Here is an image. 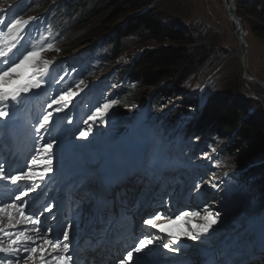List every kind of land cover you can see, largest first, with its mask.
Wrapping results in <instances>:
<instances>
[{"label": "rangeland", "instance_id": "374dc122", "mask_svg": "<svg viewBox=\"0 0 264 264\" xmlns=\"http://www.w3.org/2000/svg\"><path fill=\"white\" fill-rule=\"evenodd\" d=\"M84 1L83 5L86 6V10L89 12L94 10L98 14L87 29H82L86 26L84 22L87 17L83 10L80 12L75 11L77 7H72L75 3L74 0H51V3L59 2L70 11L73 18H68L71 23L68 38L73 43L90 38L97 28L104 26L102 22L110 16L107 8L109 4L104 0ZM120 1L124 3V8H130V0ZM251 1L235 0L237 14L243 19V31L248 45V76L245 73L244 51H242L244 45L241 44L242 42L237 33V25L232 22L223 0H146V3L139 10H125L124 15L117 24L119 29L99 39L107 48L109 60L107 62L108 68L104 71L110 72L108 70L111 68L121 70V72L122 70L125 71V67L145 49L156 48L165 43L155 40L153 35L145 28L128 35L130 23L138 17V13L154 11L165 25L171 27L173 34L180 39L184 37L190 40L185 45L189 48V60H193L192 64L186 63L179 67L176 75L170 81L171 83L169 82L166 85L171 86L172 91L161 95V101H159L154 89H142L149 101L153 102L156 98L158 99L156 102L157 112H161L160 115L165 112L169 114L177 105L175 108L177 110L171 113V116L174 117L177 112L187 110L192 112L190 114L192 117L193 114L197 115L201 112L199 103L202 97L205 95L206 101L207 97L210 96L208 94L216 93V95L226 98L230 105L239 107L243 111L246 110L247 113L243 112L244 118L248 119L251 116L248 112L250 109V112L254 109L260 110V116L264 117V86L262 85L264 83V0H261L262 6L252 7L255 8L254 10L249 8ZM3 2H12V0H0V4ZM120 28L128 31L124 36H121L122 40L119 41L120 46L118 45L117 48L111 42L118 37L117 33ZM177 37H169V43ZM65 42H62L59 45V50L54 52L57 59H60L58 57L60 52L58 51L64 52L65 50ZM89 46L91 44H83L77 49L76 53ZM84 50L82 49V51ZM110 55L114 58H111ZM48 56H54V54H48ZM250 77L259 80L262 84L252 82ZM129 79H132L136 86L137 80L132 77ZM230 92H233L234 96ZM198 93H202V95ZM186 95L189 97H185ZM125 106L121 105L119 109L125 113V119L128 118V114H134V112L140 110L129 109L130 104L127 107ZM133 107L136 109L141 108ZM193 121L194 124L198 123L196 118ZM210 128L216 130L214 126H210L206 128V131H209ZM217 134L219 136L215 137H219L223 142L222 144L227 145L226 139L223 138L224 140H222L221 133ZM198 135H201V133H198ZM195 137H198L197 134ZM229 146L231 145L229 144ZM225 155L226 159L221 161V167L225 168L227 165L229 169L243 170L234 161L228 149L225 151ZM250 176L246 174V177L250 178ZM256 176L260 182L263 180L261 174H256ZM252 179L254 181L255 178ZM252 188L254 189L252 194L255 193V198L249 199V204L245 202L237 204V206H231L225 216L222 219L220 218L218 225L213 226L214 230H210L201 238H206V242H203L204 245H213L216 240L234 234L241 227L264 215V195L253 186Z\"/></svg>", "mask_w": 264, "mask_h": 264}, {"label": "trees", "instance_id": "16d2710c", "mask_svg": "<svg viewBox=\"0 0 264 264\" xmlns=\"http://www.w3.org/2000/svg\"><path fill=\"white\" fill-rule=\"evenodd\" d=\"M104 1L109 4L107 8L110 15L102 22L104 26L97 28L93 35L90 38H86V40H79L73 43L68 38L66 44H64V56L73 55L83 44H94L101 37L103 38L110 32L118 30L117 24L122 15H124L125 10H139L146 3V0H130V8H124V3L120 0ZM74 2L72 7H77L75 11L80 12L83 10L87 17V20L84 22L86 26L82 27V29H87L93 23V19L98 16L97 11L92 10L89 12L86 10V6L83 5L85 3L84 0H74ZM50 3L51 0H40L37 9L40 11ZM250 3L251 6L249 8L262 6L261 0H252ZM138 14V17L130 23L128 35L137 33L145 28L153 35L155 40L165 43L156 48L145 49L135 60L125 67V71L122 70L123 75H128L129 78L132 77L134 80H137L136 89L130 93L126 91L127 94L123 96V99L130 104V108L132 109H136L133 106H144L149 100L146 93L142 91L143 88L146 90L154 89L159 101H161V95L172 91L171 86L166 85L176 75L179 67L186 63H193V60H189V48L185 45L190 40L184 37L180 39L173 34L174 32L171 27L165 25L163 20L156 16L157 14L154 11ZM128 30L120 28L117 33L118 37L111 43L118 48V45L120 46L119 41L122 40L121 36H124ZM172 36L177 38H174L169 43L168 38ZM110 57L114 58L112 55ZM230 94L234 96L233 92H230ZM158 99L156 98L154 107L157 106L156 102ZM250 111L251 109L248 111L251 116L246 119L243 117V112H246V110L243 111L239 107L230 105L227 99L222 98L221 95H215L213 98L208 99V104L201 113L198 125L199 128L214 126L221 135L232 136L233 141L228 148L229 154L238 166L243 168L250 167L248 175L261 174L263 176V180L258 182V186L260 192L264 195V174H262L264 173V117L260 116V110L254 109L252 112ZM183 113V111L177 112L170 119V122L172 123L181 119Z\"/></svg>", "mask_w": 264, "mask_h": 264}, {"label": "snow or ice", "instance_id": "6c2138e0", "mask_svg": "<svg viewBox=\"0 0 264 264\" xmlns=\"http://www.w3.org/2000/svg\"><path fill=\"white\" fill-rule=\"evenodd\" d=\"M27 23L28 21L14 18L4 22L3 28L7 32L11 33L14 29L22 28ZM20 39H23V37L17 36L9 46L6 48H0V64L4 65V67L0 68V101H9L10 103L17 102L19 93H29L32 89H41V80L46 78L41 77V79H36L34 76H30L28 82L22 87H12V85L16 83V80H14L13 77H19L20 75L18 69L24 67L25 65L33 64L44 50L43 47H41L40 50H34L29 43L28 47L25 49L26 54L19 53L18 55L17 52H13V49L17 47V41ZM50 46L51 45H49V47ZM48 63L49 62H45V68ZM61 79H63V77H61ZM80 83H83V81H80ZM77 87H79V85H77ZM9 93L16 94L9 96ZM74 95L75 93L73 92L65 91L63 94H59L57 98L51 100L46 107L51 109L54 104H59L60 107H57L55 111L60 112L64 107V104L61 102L66 101L70 96ZM109 107L110 105L108 103L103 105L105 110ZM99 111L100 110L97 109V113H99ZM8 116L9 112L0 108V118H7ZM52 116L53 113L51 111L46 112L36 122V126L33 128L36 136H38L40 140L45 141L42 147L43 150L48 153H51L54 147V142L46 140L41 134V130L49 132L48 126L51 123ZM89 118L95 119V117ZM91 131V128H89L88 131H79V137L87 138L89 132ZM73 138L76 139V137ZM6 163L7 161L0 160V182H4L6 184L10 183L11 185L17 186L18 194L13 193L8 200L0 202V215L7 216L9 227L15 225L16 223L32 225L31 232L33 235H25L23 231L14 233L4 227H0V234H2L3 237V239H0V264H29V260H33V264H35L34 258L38 252L40 255L39 264H49V261L45 259L44 255L45 252L49 250L47 246H52L50 249L52 253H56L57 250H59V253L70 252L68 243L69 232H63L62 241L57 237L46 234L50 233V230L42 227L41 220L30 212L26 214V201L24 198L29 196V192L19 188L18 185L21 181H27L32 182L28 185V187H30L33 192L41 189L42 183H35V181L37 179L43 181L44 177L47 176L48 173L53 172V160L51 156H49V158L43 162L45 167L41 173L33 171L30 166L37 164V160L34 157L30 158V165L25 166L26 170L20 169L14 172L11 164H8L7 168L5 167ZM44 211L50 212L51 207L45 208ZM196 215H198V213ZM202 218L204 220V224L199 227L198 233H185V235H187L190 239L201 240L204 234L209 233L210 230H214L213 226L217 224L218 218H221V214L219 212L209 210ZM160 219L161 216L157 215L154 219H146L144 223L155 228L158 226L157 221ZM178 219H183V216ZM163 230L164 229H161V231ZM158 239L160 238H152L149 236L139 239L138 244L127 251L126 259H121L119 264H133L134 253H141L142 250L153 244L154 240ZM172 241L174 244L178 243L177 237L172 236ZM162 247L167 248L169 252L180 251L179 247H171L168 243H162ZM49 259L53 261V264H72L73 255L55 254L54 256L49 257Z\"/></svg>", "mask_w": 264, "mask_h": 264}, {"label": "water", "instance_id": "95a60500", "mask_svg": "<svg viewBox=\"0 0 264 264\" xmlns=\"http://www.w3.org/2000/svg\"><path fill=\"white\" fill-rule=\"evenodd\" d=\"M227 13L229 14V16H230L232 21H235L234 20L235 18H237L239 20L238 23H240V24H238L237 33H238V37H239L240 41L244 45V47L243 46L242 47L244 49V63H245V61H247V57H248V45H247V42L245 40V34H244V31H243V27H242L243 19L240 16H237L236 12L233 9L229 10V12H227ZM250 80L252 82H258V83L262 84L257 79H254V78L250 77ZM262 85L264 86V83Z\"/></svg>", "mask_w": 264, "mask_h": 264}, {"label": "bare ground", "instance_id": "6f19581e", "mask_svg": "<svg viewBox=\"0 0 264 264\" xmlns=\"http://www.w3.org/2000/svg\"><path fill=\"white\" fill-rule=\"evenodd\" d=\"M225 3V8H226V11L229 12V10L233 9L235 12H236V15L239 16L237 13V8H236V4H235V0H223ZM235 21H232L233 23H235V25H237L238 27V19L235 18L234 19ZM242 27H243V23H242ZM242 44V43H241ZM84 49V48H82ZM82 49L80 51H82ZM242 51H244V49H242ZM239 52V51H238ZM243 54V53H242ZM243 58H244V54H243ZM245 73L246 75L248 76V57H247V61H245ZM110 149V148H109ZM260 221H264V215H261V217H259ZM253 221H256V220H253ZM257 230H259L260 232H262L261 228L257 227ZM238 238H242L243 236L242 235H237ZM255 264H264V262H260V261H256Z\"/></svg>", "mask_w": 264, "mask_h": 264}]
</instances>
